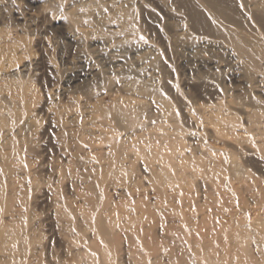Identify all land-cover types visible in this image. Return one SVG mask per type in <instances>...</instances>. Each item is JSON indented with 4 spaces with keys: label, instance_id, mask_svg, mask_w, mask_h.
<instances>
[{
    "label": "bare ground",
    "instance_id": "6f19581e",
    "mask_svg": "<svg viewBox=\"0 0 264 264\" xmlns=\"http://www.w3.org/2000/svg\"><path fill=\"white\" fill-rule=\"evenodd\" d=\"M0 21V264H264V0H0ZM197 51L183 96L167 61ZM189 186L246 200L205 231Z\"/></svg>",
    "mask_w": 264,
    "mask_h": 264
},
{
    "label": "rangeland",
    "instance_id": "374dc122",
    "mask_svg": "<svg viewBox=\"0 0 264 264\" xmlns=\"http://www.w3.org/2000/svg\"><path fill=\"white\" fill-rule=\"evenodd\" d=\"M8 19H6V21H3V22H10L9 20L7 21ZM1 22V21H0ZM2 24H0V26H1ZM2 27V26H1ZM0 27V28H1ZM47 30V31H46ZM40 35L41 36H44V35H46L47 37H43V43H42V45H48L49 46V57H51L50 58V60L53 62H51L52 64H56V65H58L59 66V55H60V53L62 52V49H63V46L60 44V42H59V35H58V32L56 31V30H54V29H50L49 30V28H47V27H45V29L42 31V32H40ZM45 39V40H44ZM55 39H56V41H55ZM58 39V40H57ZM31 40H27L26 39V41H24V43H27V44H31V50L33 51V53H34V55L35 56H37L38 55V53H39V50H40V48H39V46H40V44H41V42H38V41H36L35 42V39H32V41L30 42ZM46 42V43H45ZM57 44H56V43ZM17 44V43H16ZM18 45H21V44H17L16 46H18ZM51 51V52H50ZM194 55V56H193ZM193 55H191V56H188V55H186L184 58H183V60L181 61V62H179V60H172L171 62H169V61H167V64L169 65V67H171L170 69H169V71H171V72H169L170 73V80H171V82L173 81L174 83H175V85H176V87H177V90H179L178 92H180V94L181 95H183V96H189V94H191V92H192V90H193V85H191V86H186V84H184L186 81H187V79L190 77V74H188L186 71H185V69H184V66H183V61L185 62V61H189V63H198V61L199 60H203V59H205L207 56H206V54L203 52V51H197V52H194L193 53ZM203 57V58H202ZM169 62V63H168ZM173 62H174V64H173ZM171 65V66H170ZM173 65V66H172ZM174 67V68H173ZM183 68V69H182ZM173 71V72H172ZM176 75V76H175ZM177 79H176V78ZM174 79H176V80H174ZM221 80V82L223 83H225V82H227V83H225L226 85H228V84H230V81H226V79H223L222 80V78L220 79ZM179 81V82H178ZM39 82V81H38ZM45 80L43 81H40L39 83H37V84H45ZM181 82H182V84H181ZM63 83V82H62ZM36 84V85H37ZM181 89V90H180ZM189 92V93H188ZM228 185H230V184H228ZM188 187V186H187ZM186 187V189H185V192H184V194H185V197H183L184 198V202L185 203H188V202H190V201H198V202H201L202 203V205H201V203H200V208H201V212H202V214H204L205 215V218H206V214L208 215V214H210L209 215V218H207V219H204V224L205 223H207V224H205L206 226H203V227H207V228H203L205 231H208L209 229H211V227H209L208 228V226L209 225H212V222H214V220L215 221H217L218 220V222H223L225 225H228L229 226V224H230V212H231V210H234L233 208H235V207H237L236 206V204L237 205H243V203H244V200H246V199H244V197L245 196H243L242 195V197H243V199H242V197H240L241 196V194H239V193H241V192H239L238 194L240 195H237L239 198H237V196H236V198L234 197V198H232V197H230L229 195H230V187L227 189V187H226V189L225 188H223V187H219L220 189H218V188H213V189H206V190H203V189H198V191H196V187H194V186H189V188H187ZM192 188V189H191ZM194 188V189H193ZM218 190V191H217ZM209 191H210V193H209ZM226 191V192H225ZM197 192V193H196ZM199 192V193H198ZM186 194H188V195H186ZM194 194V195H193ZM206 196H205V195ZM229 194V195H228ZM192 195V196H191ZM203 195V196H202ZM208 195H210V196H208ZM194 196V197H193ZM212 196L214 197V199H217V200H214V199H212ZM217 196V197H216ZM221 196V197H220ZM203 197H204V199H203ZM187 199V201H186V199ZM198 199H201V200H198ZM207 199V200H206ZM230 199H231V201H230ZM222 200V203H221V205H220V201ZM228 200V201H227ZM237 200V201H236ZM242 200V201H241ZM234 201V202H233ZM208 202V203H207ZM231 202V203H230ZM237 202V203H236ZM204 203V204H203ZM214 203V204H213ZM212 204V205H211ZM214 205V206H213ZM229 205V206H228ZM233 205V206H232ZM212 206H213V208H212ZM216 206H217V209H216ZM203 207V208H202ZM215 207V208H214ZM222 207V208H221ZM221 208V209H220ZM226 208V209H225ZM212 209H214V210H212ZM231 209V210H230ZM208 210V211H207ZM218 210H220V211H218ZM223 210V211H222ZM227 211H228V213H227ZM36 212V211H35ZM34 211H33V214L35 213ZM207 212V213H206ZM211 212V213H210ZM37 214L36 215H34V217L36 218V217H38L39 218V211L37 210V212H36ZM222 213V214H221ZM217 214V215H216ZM219 214V215H218ZM216 216V217H214L213 218V216ZM219 216V217H218ZM250 217H253V215L251 214L250 215ZM211 219V220H210ZM208 221V222H207ZM211 224H210V223ZM214 224V223H213ZM230 227V226H229ZM41 230H43V231H40V234H41V236H39V237H41L42 239H44V237H46V234H44V233H46V229L45 228H41ZM40 238V239H41ZM41 239V240H42ZM21 245V244H20ZM20 247V248H19ZM23 249V251H20V250H22ZM21 252V253H20ZM25 250H24V247L22 246H17L16 247V254H15V257H20V254H22V255H25ZM209 253V254H208ZM207 253V255H206V257H209V258H212V257H214V254L213 253H210V252H208ZM21 255V256H22ZM210 255V256H209ZM41 256V255H40ZM23 257V256H22ZM216 257V256H215ZM205 258V257H204ZM41 259H43V254H42V256H41ZM187 260V259H186ZM186 262V261H185ZM230 263V261L228 262V263H226V264H229ZM11 264V263H10ZM185 264H188L187 262L185 263Z\"/></svg>",
    "mask_w": 264,
    "mask_h": 264
}]
</instances>
